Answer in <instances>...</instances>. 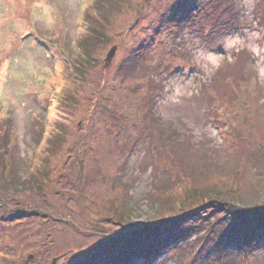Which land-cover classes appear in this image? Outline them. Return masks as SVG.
<instances>
[{
  "label": "rangeland",
  "instance_id": "374dc122",
  "mask_svg": "<svg viewBox=\"0 0 264 264\" xmlns=\"http://www.w3.org/2000/svg\"><path fill=\"white\" fill-rule=\"evenodd\" d=\"M259 217L264 0H0V264H264Z\"/></svg>",
  "mask_w": 264,
  "mask_h": 264
},
{
  "label": "clouds",
  "instance_id": "9594fccd",
  "mask_svg": "<svg viewBox=\"0 0 264 264\" xmlns=\"http://www.w3.org/2000/svg\"><path fill=\"white\" fill-rule=\"evenodd\" d=\"M191 66L198 68L204 75H211L218 71L221 66L220 56L206 47H194ZM170 80L174 83H166L164 91L166 99L174 103H179L183 97L191 96L198 88V82L190 77L177 76L170 78Z\"/></svg>",
  "mask_w": 264,
  "mask_h": 264
},
{
  "label": "trees",
  "instance_id": "16d2710c",
  "mask_svg": "<svg viewBox=\"0 0 264 264\" xmlns=\"http://www.w3.org/2000/svg\"><path fill=\"white\" fill-rule=\"evenodd\" d=\"M125 211H129V209L127 210V209H125ZM116 215H118L119 213V216H118V218H119V221H117L116 223H118V225L119 226H121V229H124L125 227H126V224H125V221H127L126 219L127 218H129V216H127V214L124 212V211H121L120 209L119 210H117L116 211ZM217 213H221V215H219V216H217V218H216V220H215V223L217 222V221H221L220 222V224H218V225H222V226H220V228H219V230H218V232L217 233H215L214 232V228H213V224L211 223V231L208 233V235L207 236H205L204 237V240H203V247L210 241V239L213 237V239L214 238H218V236L217 235H219V237H222L221 235H222V233L220 234V232H221V230L222 229H224L223 231V235H226V237H222L223 239H225V238H229V234H230V232H232V228L234 229V228H237V227H239L240 226V228H239V231H242L243 232V234L245 233V227H246V223H249V221H250V219H251V214H249L248 212H246V211H244V212H239V213H237V212H233L230 208H228V207H220V208H218V211H217ZM213 215V214H212ZM222 220H223V222H225L226 220H227V223H230V229L228 230V229H226V228H223V222H222ZM263 220H264V218L263 217H259V219H258V221H259V223H260V225H264V222H263ZM124 221V222H123ZM213 221V220H212ZM214 223V224H215ZM217 225V226H218ZM260 225H259V227H260ZM255 230V234L256 235H258L259 237H260V234H261V232H260V228H258L257 230L256 229H254ZM162 230H161V228H159L158 229V232H161ZM131 234V233H130ZM144 234H146V232H144ZM216 236V237H215ZM216 240V239H215ZM214 240V241H215ZM225 240H227V239H225ZM217 242V241H216ZM218 244V243H217ZM262 245H264V244H262ZM180 247V246H179ZM178 247V248H179ZM203 247H202V249H203ZM201 248H200V250H199V252L202 250ZM197 254H199V253H197ZM183 256H185V254L183 255ZM186 257H187V255H186Z\"/></svg>",
  "mask_w": 264,
  "mask_h": 264
},
{
  "label": "water",
  "instance_id": "95a60500",
  "mask_svg": "<svg viewBox=\"0 0 264 264\" xmlns=\"http://www.w3.org/2000/svg\"><path fill=\"white\" fill-rule=\"evenodd\" d=\"M114 52H115V48H112V51L110 52V54L107 56V59H106V62L107 63H110L113 55H114Z\"/></svg>",
  "mask_w": 264,
  "mask_h": 264
}]
</instances>
